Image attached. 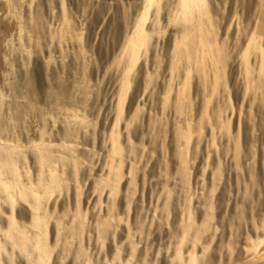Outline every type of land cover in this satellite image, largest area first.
Returning <instances> with one entry per match:
<instances>
[{"label": "rangeland", "instance_id": "374dc122", "mask_svg": "<svg viewBox=\"0 0 264 264\" xmlns=\"http://www.w3.org/2000/svg\"><path fill=\"white\" fill-rule=\"evenodd\" d=\"M0 264H264V0H0Z\"/></svg>", "mask_w": 264, "mask_h": 264}]
</instances>
